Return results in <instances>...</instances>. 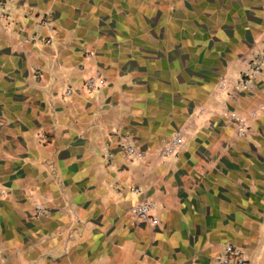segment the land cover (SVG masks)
Segmentation results:
<instances>
[{
  "label": "crops",
  "instance_id": "crops-1",
  "mask_svg": "<svg viewBox=\"0 0 264 264\" xmlns=\"http://www.w3.org/2000/svg\"><path fill=\"white\" fill-rule=\"evenodd\" d=\"M5 8L0 264H216L227 243L264 264V66L237 85L241 59L264 43V0ZM177 130L182 144L161 155ZM121 135L142 158L116 149ZM142 199L156 225L134 218ZM35 202L47 213L34 216Z\"/></svg>",
  "mask_w": 264,
  "mask_h": 264
},
{
  "label": "built area",
  "instance_id": "built-area-1",
  "mask_svg": "<svg viewBox=\"0 0 264 264\" xmlns=\"http://www.w3.org/2000/svg\"><path fill=\"white\" fill-rule=\"evenodd\" d=\"M7 0H0V17H4L6 8L5 3ZM52 19L51 13L44 14L40 19L39 23L45 24ZM243 68L240 70L237 85L240 88H245L250 86L253 79L262 71L264 66V43L258 50H252L247 56L242 59ZM97 81H102V76L99 70H96L93 75L87 77L84 81V86L87 89H92L99 85ZM228 86V82L224 77H220L217 82L218 89H225ZM71 89H66L64 94L69 96L72 94ZM238 132L242 134V130L239 129ZM182 132L180 130L175 131L174 135L170 140L163 142L159 147L158 151L163 156H169L176 152L177 148L182 144ZM111 143L109 141L105 142L106 154L105 159L112 160L115 156V152L110 149ZM116 149L124 153L129 159H140L143 157V153L135 146L131 140L125 136L121 135L116 142ZM134 192L139 193L138 188H134ZM47 213V208L43 204L35 202L33 204V214L34 216H42ZM132 214L135 219L140 222H146L151 225H156L159 221L155 213V203L151 199H142L137 202L132 208ZM216 264H246V259L242 253V250L235 246L234 244L227 243L224 248L216 258Z\"/></svg>",
  "mask_w": 264,
  "mask_h": 264
},
{
  "label": "rangeland",
  "instance_id": "rangeland-1",
  "mask_svg": "<svg viewBox=\"0 0 264 264\" xmlns=\"http://www.w3.org/2000/svg\"><path fill=\"white\" fill-rule=\"evenodd\" d=\"M256 50H258V49H256ZM224 77V76H223ZM237 81H238V79H237ZM218 82V81H217ZM242 89V88H241Z\"/></svg>",
  "mask_w": 264,
  "mask_h": 264
}]
</instances>
